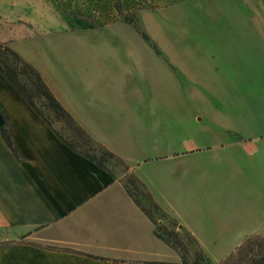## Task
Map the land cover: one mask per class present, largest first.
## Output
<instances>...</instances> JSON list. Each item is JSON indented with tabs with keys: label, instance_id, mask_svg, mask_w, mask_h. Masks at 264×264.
<instances>
[{
	"label": "rangeland",
	"instance_id": "1",
	"mask_svg": "<svg viewBox=\"0 0 264 264\" xmlns=\"http://www.w3.org/2000/svg\"><path fill=\"white\" fill-rule=\"evenodd\" d=\"M177 1L0 0V42L41 72L72 115L99 113L97 123L109 141L94 138L75 115L90 143L81 144L63 121L53 122L78 149L98 159L100 147L113 153L105 166L125 179L132 196L151 211L156 233L180 256L175 263L223 264L244 235L264 231V149L254 152L245 145L264 133V40L254 41L251 108L240 105L235 114L218 115L217 122L200 120V104L189 99L196 89L169 62V54L172 60L179 53L183 58L184 51L201 48L199 34L233 25L208 21L199 2L173 7ZM38 105L47 111L41 99ZM223 124L236 129L237 145L228 143L237 137L223 131ZM191 144L210 148L187 157L190 180L179 177L184 167L175 160L174 173L168 174L174 183L167 203L200 225L209 243L206 249L170 215L152 208L146 187L125 157L141 162L144 180L150 185L154 179L162 188L168 169L155 157L182 152Z\"/></svg>",
	"mask_w": 264,
	"mask_h": 264
},
{
	"label": "crops",
	"instance_id": "2",
	"mask_svg": "<svg viewBox=\"0 0 264 264\" xmlns=\"http://www.w3.org/2000/svg\"><path fill=\"white\" fill-rule=\"evenodd\" d=\"M188 1L199 2L208 21L215 18L217 24L233 25L226 31L199 34L204 41L200 49L184 51L183 58L180 53L173 60L172 54L168 58L196 89L189 99L200 104V120L217 122L218 115L235 114L240 105L246 109L253 104L254 41L264 40L263 2L178 0L173 7ZM0 112V264L179 262V254L155 233L156 224L129 192L125 179L71 148L1 72ZM95 114L73 112L94 138L105 141L107 133ZM2 127L11 133L16 150L6 141ZM222 130L237 137L231 125L223 124ZM263 137L264 133L255 135L245 145L254 152L264 149ZM239 141L237 137L228 143L237 145ZM207 148L210 146L191 144L182 152L158 154L155 159L168 169L162 188L154 179L149 185L142 176V163H134L124 154L151 198L203 249L209 243L200 225L168 205L174 183L168 174L174 173L171 166L178 159L184 167L179 177L190 180L192 163L187 157ZM255 234L264 235V231L244 235L232 249Z\"/></svg>",
	"mask_w": 264,
	"mask_h": 264
},
{
	"label": "trees",
	"instance_id": "3",
	"mask_svg": "<svg viewBox=\"0 0 264 264\" xmlns=\"http://www.w3.org/2000/svg\"><path fill=\"white\" fill-rule=\"evenodd\" d=\"M0 72L11 82V84L28 100V102L39 112L55 130V132L73 149L85 154L95 160L100 166L105 167L104 160L113 156V153L104 147H100L101 159L95 157L90 152L78 149L74 143L67 140L63 133L54 126V120L63 121L65 126L71 130L72 134H77L81 138V144L91 142L86 131L76 122L73 115L64 107L52 92L41 72L29 61L24 59L17 51L9 45L0 42ZM39 99L47 108L44 111L38 105ZM4 137L13 150H16L11 133L2 127ZM143 186L145 184L138 180ZM127 183V182H126ZM128 186V184H127ZM129 187V186H128ZM146 187V186H145ZM147 189V188H146ZM149 195L152 208L161 211L159 205ZM140 205L141 203L135 199ZM142 206V205H141ZM143 209L151 215V211L145 206ZM156 233V229H155ZM157 234V233H156ZM158 235V234H157ZM159 236V235H158ZM161 237V236H159ZM196 243L197 241L189 235ZM198 244V243H197ZM223 264H264V235L255 234L248 236L238 247L235 248L222 262ZM184 264V263H173ZM198 264V263H194Z\"/></svg>",
	"mask_w": 264,
	"mask_h": 264
},
{
	"label": "water",
	"instance_id": "4",
	"mask_svg": "<svg viewBox=\"0 0 264 264\" xmlns=\"http://www.w3.org/2000/svg\"><path fill=\"white\" fill-rule=\"evenodd\" d=\"M3 119H2V116H1V112H0V122L2 121Z\"/></svg>",
	"mask_w": 264,
	"mask_h": 264
}]
</instances>
